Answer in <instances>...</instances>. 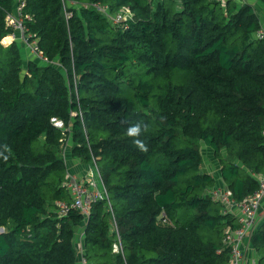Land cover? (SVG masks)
I'll use <instances>...</instances> for the list:
<instances>
[{
  "label": "trees",
  "instance_id": "1",
  "mask_svg": "<svg viewBox=\"0 0 264 264\" xmlns=\"http://www.w3.org/2000/svg\"><path fill=\"white\" fill-rule=\"evenodd\" d=\"M21 1L47 62L3 43ZM94 2L128 7V27ZM262 25L250 0H0V264H229L239 222L210 189L244 200L264 177ZM137 121L146 152L125 134ZM67 150L105 187L87 217L56 211ZM251 245L264 264V219Z\"/></svg>",
  "mask_w": 264,
  "mask_h": 264
},
{
  "label": "built area",
  "instance_id": "2",
  "mask_svg": "<svg viewBox=\"0 0 264 264\" xmlns=\"http://www.w3.org/2000/svg\"><path fill=\"white\" fill-rule=\"evenodd\" d=\"M227 2L228 0H219ZM25 2L21 1L16 11H10L7 14L6 20L9 25L13 26L15 32L12 37H17V32L20 34L21 40L30 50V54L45 62L49 61L48 57L39 48L37 39H30V34L26 33L24 26V18L29 15L23 14V6ZM96 9L102 11L114 25L122 24L128 27L124 21L132 16V12L128 7H123L117 12H112L107 5L100 2L91 4ZM69 16V15H67ZM255 36L259 39H264V24L256 32ZM53 122L58 127H64L63 121L53 118ZM65 155V154H64ZM96 165V164H95ZM97 167V166H96ZM102 180V179H101ZM260 185L252 194L247 196L244 200H236L229 191L226 184H217L210 189V194L215 200L220 201L226 208L233 212L238 219L239 226L235 229H228L225 234L224 242L230 251L229 264H246L248 260V250L251 245V237L254 230L262 221L260 208L264 200V177L259 178ZM67 187L71 195L70 200H58L56 202V211L59 216H65L70 213L72 209L80 211L87 217L92 209L94 202L101 199L102 188L105 189L103 183L102 188H98L97 183L85 182L78 177L69 173ZM161 224L170 223L169 218L163 212L159 216ZM79 247L82 246L81 239L79 240ZM115 250L119 249L117 243L114 244ZM82 255V254H81ZM82 264H86V259L81 256Z\"/></svg>",
  "mask_w": 264,
  "mask_h": 264
},
{
  "label": "rangeland",
  "instance_id": "3",
  "mask_svg": "<svg viewBox=\"0 0 264 264\" xmlns=\"http://www.w3.org/2000/svg\"><path fill=\"white\" fill-rule=\"evenodd\" d=\"M250 1L253 3L255 9L260 13L262 21H264V4L262 2H260L259 0H250ZM19 41H20V39H19ZM19 43H20L21 52H22L23 56L25 58H29L31 56L29 48L27 47V45H25L23 40H21ZM201 150L203 151V155L205 158L203 169L212 173L214 164L212 162L211 157H214V155L212 154L213 152L204 143L201 145ZM70 153H71L70 150H67V153H65V159H66V163L68 166L69 173L72 175L76 174L79 177V179H81V178H83V176H86V173L88 171H90L89 170L90 168H92L94 171L93 172L94 181L97 183L98 188L101 189L102 188V180H101L98 168H96L92 164V162H89L88 164H81L79 162H77V163L72 162V159L74 157ZM216 168L218 169V166ZM84 178H86V177H84ZM5 230L6 229L4 227V231Z\"/></svg>",
  "mask_w": 264,
  "mask_h": 264
},
{
  "label": "crops",
  "instance_id": "4",
  "mask_svg": "<svg viewBox=\"0 0 264 264\" xmlns=\"http://www.w3.org/2000/svg\"><path fill=\"white\" fill-rule=\"evenodd\" d=\"M263 24H264V21H263ZM12 35L13 34H11V35H9V36H6L4 39H3V43L4 44H9V43H11L12 41H14L16 38L17 39H21V37H20V34L19 33H17V37L14 39L13 37H12ZM7 37H10V39L8 40V42H5V39L7 38ZM213 154V153H212ZM214 155V154H213ZM211 159H212V162H213V172L212 173H217V172H219L220 171V168H219V165H218V163H217V158L214 156V157H211ZM72 162H75V163H77V162H79V163H81V164H88L89 162H84V161H81L80 159H76V158H73L72 159ZM95 167H96V165L94 164V163H92ZM218 166V169L216 168ZM97 168V167H96ZM90 171H88L87 173H86V176H83V178L84 177H86V178H81V180H84L85 182H91V183H95V181H94V177H93V169L92 168H90L89 169ZM74 176H76V177H78L76 174H73ZM79 178V177H78ZM92 178V179H91ZM220 184H224L225 185V183L223 182V181H221V183ZM260 214H261V217L264 219V200H263V202H262V205H261V208H260ZM258 255H257V253L255 252V250L253 249V247L251 246L250 247V249L248 250V260H247V263L246 264H258V257H257ZM78 264H82V258H80V260L78 261Z\"/></svg>",
  "mask_w": 264,
  "mask_h": 264
},
{
  "label": "clouds",
  "instance_id": "5",
  "mask_svg": "<svg viewBox=\"0 0 264 264\" xmlns=\"http://www.w3.org/2000/svg\"><path fill=\"white\" fill-rule=\"evenodd\" d=\"M148 131V125L137 121L133 124H130L125 131L126 136L132 138L133 145L138 148L142 152H146L148 150L147 144L140 137ZM7 160V157H4Z\"/></svg>",
  "mask_w": 264,
  "mask_h": 264
},
{
  "label": "water",
  "instance_id": "6",
  "mask_svg": "<svg viewBox=\"0 0 264 264\" xmlns=\"http://www.w3.org/2000/svg\"><path fill=\"white\" fill-rule=\"evenodd\" d=\"M1 232H4V227L3 226H0V233Z\"/></svg>",
  "mask_w": 264,
  "mask_h": 264
},
{
  "label": "bare ground",
  "instance_id": "7",
  "mask_svg": "<svg viewBox=\"0 0 264 264\" xmlns=\"http://www.w3.org/2000/svg\"><path fill=\"white\" fill-rule=\"evenodd\" d=\"M9 39H10V37H7V38L5 39V42H8Z\"/></svg>",
  "mask_w": 264,
  "mask_h": 264
}]
</instances>
